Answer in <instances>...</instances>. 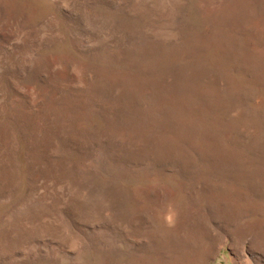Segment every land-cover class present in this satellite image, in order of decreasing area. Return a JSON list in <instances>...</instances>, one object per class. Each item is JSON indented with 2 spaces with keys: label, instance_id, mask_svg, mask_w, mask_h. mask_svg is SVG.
Wrapping results in <instances>:
<instances>
[{
  "label": "rangeland",
  "instance_id": "obj_1",
  "mask_svg": "<svg viewBox=\"0 0 264 264\" xmlns=\"http://www.w3.org/2000/svg\"><path fill=\"white\" fill-rule=\"evenodd\" d=\"M0 264H264V0H0Z\"/></svg>",
  "mask_w": 264,
  "mask_h": 264
}]
</instances>
